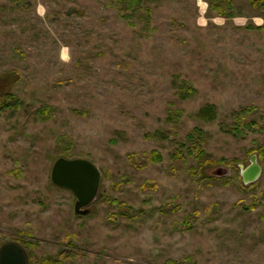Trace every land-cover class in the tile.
Returning <instances> with one entry per match:
<instances>
[{
  "label": "rangeland",
  "instance_id": "1",
  "mask_svg": "<svg viewBox=\"0 0 264 264\" xmlns=\"http://www.w3.org/2000/svg\"><path fill=\"white\" fill-rule=\"evenodd\" d=\"M130 1L0 0V245L29 264H264V24ZM58 158L98 169L88 215L52 184Z\"/></svg>",
  "mask_w": 264,
  "mask_h": 264
},
{
  "label": "water",
  "instance_id": "2",
  "mask_svg": "<svg viewBox=\"0 0 264 264\" xmlns=\"http://www.w3.org/2000/svg\"><path fill=\"white\" fill-rule=\"evenodd\" d=\"M249 161V165L245 168L239 165L240 177L244 185L252 184L261 174L257 156L251 155ZM50 179L53 185L66 189L74 195L76 215L86 216L91 212L89 205L97 195L100 173L90 161L58 158L53 163ZM0 264H29L27 252L16 241L3 242L0 245Z\"/></svg>",
  "mask_w": 264,
  "mask_h": 264
},
{
  "label": "crops",
  "instance_id": "3",
  "mask_svg": "<svg viewBox=\"0 0 264 264\" xmlns=\"http://www.w3.org/2000/svg\"><path fill=\"white\" fill-rule=\"evenodd\" d=\"M223 1L227 2L229 0H223ZM248 1H249V5H250V8H249L250 10L249 11L247 10L248 11L247 13H242V12H240V10L236 11V7L239 6L241 8L242 5H244V6H242L243 7L242 11H246L247 7L245 8V4H242V3H245L244 0H232V1H230L231 5L234 9V12L239 13V14L234 15V17L231 20L234 22L240 21L241 25H243L245 23V21H253L249 24L254 26L255 29H262L263 24H264V17L262 15V12L259 14L255 13V9H259L261 11H263L264 9L261 5H259L258 7H254L251 3V0H248ZM256 21H258V23ZM252 23H254V24H252ZM249 24H247V25H249Z\"/></svg>",
  "mask_w": 264,
  "mask_h": 264
},
{
  "label": "trees",
  "instance_id": "4",
  "mask_svg": "<svg viewBox=\"0 0 264 264\" xmlns=\"http://www.w3.org/2000/svg\"><path fill=\"white\" fill-rule=\"evenodd\" d=\"M118 2H124V1H126V0H117ZM129 1V0H128ZM261 2H263V0H251V3H252V5L254 6V7H258L259 5H263V4H261ZM130 3L132 4L133 3V5L134 4H137L138 3V0H131L130 1ZM226 6H228L229 8H231V2L230 1H227L226 2ZM263 7V9H264V5L262 6ZM212 8H214V9H216L217 11H218V14H219V6H218V8H217V6H213ZM221 13V12H220ZM250 27V26H249ZM7 104H10L8 101H7V96H3V97H0V108H3V106H7ZM21 244V243H20ZM23 247H24V249L26 250V247H25V245H23V244H21ZM27 252V251H26ZM27 255H28V259H29V254H28V252H27ZM56 263H58V261L56 262Z\"/></svg>",
  "mask_w": 264,
  "mask_h": 264
}]
</instances>
